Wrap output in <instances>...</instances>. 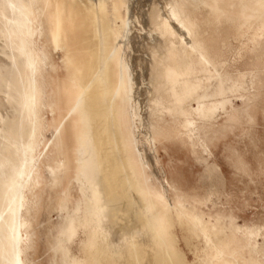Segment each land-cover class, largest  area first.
Instances as JSON below:
<instances>
[{"label":"rangeland","instance_id":"1","mask_svg":"<svg viewBox=\"0 0 264 264\" xmlns=\"http://www.w3.org/2000/svg\"><path fill=\"white\" fill-rule=\"evenodd\" d=\"M213 1L196 0L192 4L197 40L202 44L206 59L205 69L197 67V72L209 97L200 116L189 117L187 122L183 117L169 116L164 110L167 120L157 124L166 127L163 133L169 138L172 159L169 161L159 150L156 165L155 155L146 150L154 170L153 178L149 171H143L145 165L140 158L141 147L146 149L148 146L144 140L146 133L139 136L140 142L137 143L131 88L120 82L118 67L111 62L115 105L139 182L151 210L159 218L157 231L160 235L156 249L159 257L167 250L172 262L166 264H264V5L258 0H217V4ZM128 3L129 7H123L121 14L125 18L132 17L135 29L144 28L140 35L133 32L130 40L132 47L128 46L126 51H129L131 64L134 65L137 85L142 89L139 99L142 114L146 115L148 101L160 94L163 99L165 96L163 87L158 89L160 85L157 86L150 78H154L153 74H149L154 71H151L153 66L148 64L150 61L147 62L150 57L146 54L149 39L145 23L154 6L158 4L162 9L165 6L164 0H128ZM55 4L50 0V7L47 8L45 3L35 2L33 15L37 24L29 31L28 37L39 42V47L51 41L55 44L58 71L66 87L61 99L59 133L50 129L45 134L48 141L60 143L62 149L51 145L49 150L43 149L42 154H49L54 148L55 156H60L72 151L61 142L60 137L65 131L69 133L68 139L77 146L81 124L80 107L75 104V97L80 90L75 81L83 73L95 69L94 58L89 54L95 43L87 33L91 25L86 15L79 10L75 14L74 8L66 6V0L60 7ZM118 6L116 1H112L108 7L107 22L111 35L118 29ZM3 14L0 9V17H5L7 25L9 17ZM82 24L84 29H81ZM55 26L60 27L58 34L53 31ZM0 34L9 50L18 57L22 47L19 39L14 40L10 30ZM22 41L25 44L24 39ZM150 80H154L153 85ZM139 84L145 85L142 87ZM155 87L159 92H155ZM142 97L147 101L144 102ZM147 115L151 123L150 114ZM155 131L159 130L156 128ZM71 158L69 170H64V160L51 166L41 165L46 182L43 196L34 202V206L32 204L28 215L25 214L27 231L23 234L26 246H23L21 254L24 264H91L88 259L91 247L81 234L85 202L77 185L72 182L77 165L75 155ZM168 166H171L175 176L179 174V182H175L178 189L169 178L168 185L164 182ZM66 175L68 178H65ZM151 184L157 187L158 192ZM75 211L79 214L76 215ZM20 219L17 214L13 233L16 239L18 232L23 230ZM207 234L212 240L205 239ZM146 250L144 246L136 247L134 259L146 258Z\"/></svg>","mask_w":264,"mask_h":264},{"label":"bare ground","instance_id":"2","mask_svg":"<svg viewBox=\"0 0 264 264\" xmlns=\"http://www.w3.org/2000/svg\"><path fill=\"white\" fill-rule=\"evenodd\" d=\"M33 1L34 3L32 0H0L3 16L6 14L9 17L7 25L5 17H0V32L10 30L14 40L19 39L22 46L17 57L9 50L0 34V264H24L21 254L23 246H26L23 234L27 231L26 215L32 209V204L34 206V202L43 196L46 182L41 172V165L51 166L54 161L66 159L68 161L70 158V153L60 154L57 157L42 154L43 149L51 148L48 147L51 142L43 136L49 125L46 116L53 115L54 122L60 124L61 99L66 86L58 71L54 41L39 47V42L28 37L29 31L37 24L33 15L35 2H43L47 8L50 7V0ZM62 1L53 0L58 7ZM112 1H116L119 5L116 8L119 24L118 29L110 35L107 31L109 26L107 14ZM195 2L196 0H164L165 8L162 9L157 4L147 15L145 24L148 26L149 44L146 54L150 57L147 62L150 61L151 64L150 62L148 64L153 66V69H150L154 71L148 73L153 74L154 78L148 73L147 75L155 80L156 85H160L158 89L163 87L165 96L163 99L160 94L151 102L148 101L146 115L150 114V123L146 115L142 114L139 99L142 89L140 90L137 85L134 65L131 64L129 51H126L130 46L133 32H138L140 35L144 31L142 26L135 29L132 25V17L125 18L121 14L123 7L129 4L128 0H66V6L74 8L75 14L79 10L82 15H86L91 25L87 33L93 37L95 43V47L89 52L94 58L95 69L81 74L82 77L75 81V85L80 90L75 97V104L80 107L81 130L79 146L75 147L72 141L70 144L71 153L77 159V171L72 182L74 183L75 179L85 202V228L82 229L81 234L91 247L88 252L91 264L172 262V256L167 250H164L162 257L156 252L157 237L160 235V231H157L160 227L159 218L149 206L132 155L127 149L128 143L115 105L111 62L118 67L120 82L131 88L132 102H134L132 119L138 132L137 143L140 142L139 136L146 133L144 140L148 146L146 149L141 147L140 158L145 165L143 171H149L153 178L154 170L151 169L152 165L147 158L146 150L155 155L156 165H158L159 150L169 158V161L172 159L169 153L171 146L169 138L163 133L166 127L157 124L158 121L167 120L164 110L169 116L183 117L187 122L189 117L200 116L209 97L204 82L197 72V67L201 70L205 69L206 59L202 44L197 40L196 21L192 10V4ZM213 2L217 4V0ZM258 2L264 5V0ZM82 28L84 29L83 24ZM53 31L58 34L60 27L55 26ZM21 38L24 39L25 44ZM151 38L153 41L150 43ZM76 58L78 59L77 56ZM138 67L140 68V64ZM52 74H54L53 82ZM154 80H150V83L154 84ZM158 89L155 92H159ZM145 99L144 102L147 101ZM152 126L159 129V136L152 133L149 128ZM57 130L59 132V129ZM57 145L59 146L57 148L62 149L60 143ZM69 169V163L65 162L64 170ZM174 173L171 166H168V174L164 175V182L168 185L169 178L178 189L175 182H179L180 177L179 174L176 177ZM65 178H68V175ZM154 188L158 192L157 187ZM164 191L167 193L165 187ZM17 214L22 218L19 224H23V230L18 232L16 239L13 233ZM205 239L212 240L209 234L205 235ZM138 246L147 249V257L142 260L134 259L133 256ZM75 261L74 259L73 262ZM209 262L212 263V260Z\"/></svg>","mask_w":264,"mask_h":264},{"label":"crops","instance_id":"3","mask_svg":"<svg viewBox=\"0 0 264 264\" xmlns=\"http://www.w3.org/2000/svg\"><path fill=\"white\" fill-rule=\"evenodd\" d=\"M107 31H108V33L111 35V28H110V26H108V28H107ZM47 67H48V65H47ZM53 78H54V74H52V82H53ZM54 83L56 84V82L54 81ZM46 88V87H45ZM54 91H56V87H54ZM78 96V95H77ZM46 120H48V122H49V125L46 127V129H45V131H44V133H43V136L47 139V137H46V132H48L50 129H53V130H55L56 132L58 131L57 130V127H58V125H57V123H55L54 122V120H55V117L53 116V115H51V116H49V115H47L46 116ZM151 130H152V133L153 134H156L157 136H159V131L157 132V131H155L156 130V127L155 126H152L151 127ZM159 130V129H158ZM59 133V132H58ZM69 138V133L68 132H64V134H62V137H60V139H61V141H63L64 143H66V145H67V147H68V149H70V151H71V147H70V144H71V140H69L68 139ZM79 138H80V136H78V138H77V147L79 146ZM66 139H67V141H66ZM58 143H55V142H52V143H50V145L49 146H55V148L56 147H59L58 145H57ZM72 152V151H71ZM71 155H70V158L68 159V161H67V159L66 160H64L65 162H68L69 163V165H72V158H71V156L73 157L74 155L72 154V153H70ZM49 156L50 157H57V156H55V150H54V148L51 150V152L49 153ZM57 161H54V163H56ZM76 163H77V159H76ZM74 183H75V179H74ZM76 184V183H75ZM81 196H82V194H81ZM83 199V198H82ZM83 201H84V199H83ZM75 213H76V215H78L79 214V211H75ZM83 213L85 214V219H86V213H85V207H84V209H83ZM85 228V221H84V226H83V229ZM85 240V242H87V244H88V241L86 240V239H84ZM89 245V244H88Z\"/></svg>","mask_w":264,"mask_h":264}]
</instances>
